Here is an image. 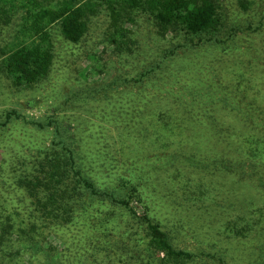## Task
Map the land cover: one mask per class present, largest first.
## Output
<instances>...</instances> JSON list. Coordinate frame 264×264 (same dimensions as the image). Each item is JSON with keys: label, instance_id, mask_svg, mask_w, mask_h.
I'll return each instance as SVG.
<instances>
[{"label": "rangeland", "instance_id": "1", "mask_svg": "<svg viewBox=\"0 0 264 264\" xmlns=\"http://www.w3.org/2000/svg\"><path fill=\"white\" fill-rule=\"evenodd\" d=\"M85 1L96 11L85 13L83 36L54 44L43 79L17 84L0 70V205L19 176L47 179L45 158L67 168L81 151L69 212L86 231L99 232L102 214L139 224L146 213L176 248L229 256L210 264H264V0H219L217 27L196 34L141 9L122 12L117 28L107 4ZM14 30L2 27L0 48ZM82 230L71 227L64 245L47 233L36 242L49 240L62 260L79 262Z\"/></svg>", "mask_w": 264, "mask_h": 264}, {"label": "trees", "instance_id": "2", "mask_svg": "<svg viewBox=\"0 0 264 264\" xmlns=\"http://www.w3.org/2000/svg\"><path fill=\"white\" fill-rule=\"evenodd\" d=\"M54 2V0H0V30L8 25L15 27L5 47L0 48V70L14 83L32 84L43 79L53 63L54 44L63 41L69 46L76 45L86 29L85 13L93 14L96 11L93 5L89 9L85 0ZM115 3H119V8L115 9L112 6ZM240 3L245 7L243 2ZM104 4L108 5L107 12H110L112 24L117 28L121 26L122 12L126 14L127 10L134 9L151 11L160 25L180 24L188 32L195 34L214 31L219 22V0H101V5ZM121 41L118 45H122ZM161 129L162 125L158 123L154 130L156 137ZM78 157L85 159L86 155L80 151L77 159L74 155L69 156L66 161L69 164L67 168L56 160L53 162L54 157H47L45 158L49 166V170H45L47 179L37 177L24 183L19 176V184L12 182L8 186L9 204H5L6 201L0 205V264H86L87 260L91 262L90 264L99 262L120 264L126 263L129 255L137 253L141 257L137 259V263L142 264H166L170 260H175L177 264H210L215 259L229 257L226 253L219 254L210 250L205 252L201 250V246H196L195 251L176 248L167 231L158 222H153L146 213L139 216L141 221L139 224L133 221V217L130 220L120 217L119 220L111 222L110 218L108 220V217H102V214L95 223L96 228L99 227L97 230L99 232L91 234L92 231H86L83 224L76 220L77 215H71L69 212L72 210L73 202L78 200L72 197L75 180L73 181L71 176V171L77 174L82 172L81 161L80 164L77 162ZM55 175L57 180L51 185L50 181ZM79 176L80 181L83 180L89 185L93 212L99 215L102 206L94 199V189L89 182L87 183L86 177L82 174ZM25 185H34V190ZM36 186H44L47 193L43 191L35 194ZM17 187L25 188L26 194L20 193ZM121 201L128 204L127 201ZM39 212L41 215L36 216L37 219L33 214ZM145 223L147 227L145 233L135 235L136 225L141 229ZM79 226L83 230L78 235V241L81 243L78 247L84 251L80 254L85 255V259H79V262L62 260V254H58L60 251L56 250L49 240H44L43 243L36 242V239L41 241V237H46L47 233L64 245L70 242L67 232L71 227L77 229ZM45 228L50 231H45ZM116 228L117 232L114 231ZM65 234L69 240H63ZM99 234H104L101 242ZM78 236L75 240L73 238L74 243ZM91 245L99 247L94 246L91 249Z\"/></svg>", "mask_w": 264, "mask_h": 264}]
</instances>
